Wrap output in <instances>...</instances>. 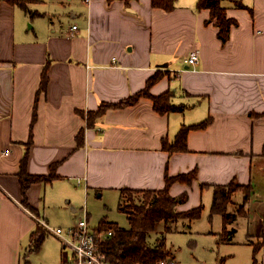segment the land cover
Returning <instances> with one entry per match:
<instances>
[{
    "label": "crops",
    "instance_id": "1",
    "mask_svg": "<svg viewBox=\"0 0 264 264\" xmlns=\"http://www.w3.org/2000/svg\"><path fill=\"white\" fill-rule=\"evenodd\" d=\"M235 1H222L238 21L223 42L198 0H176L170 11L151 0H37L28 3L30 11L0 0V264H64L67 254L55 234L28 251L40 222L82 209L85 196L115 195L119 206L123 188L160 190L166 174L194 170L193 180L170 185L172 196L187 194L177 210L212 211L215 185H251V193L232 195L228 213L235 219L226 227L233 234L224 242L254 250L252 240L264 234V196L256 191L264 182L256 181L264 172V0H239L246 7ZM194 51L199 61L192 66L186 58ZM156 72L161 77L150 93L170 91L184 110L160 113L144 96L88 123L89 112L141 91ZM208 117L206 127L189 131L187 150L163 148L182 125ZM27 150L28 173L55 176L32 183L25 205L19 170ZM236 193H243L237 203L244 215L231 208ZM212 213L224 228L223 216ZM242 219L247 236L239 242ZM258 259L264 264V244Z\"/></svg>",
    "mask_w": 264,
    "mask_h": 264
},
{
    "label": "trees",
    "instance_id": "2",
    "mask_svg": "<svg viewBox=\"0 0 264 264\" xmlns=\"http://www.w3.org/2000/svg\"><path fill=\"white\" fill-rule=\"evenodd\" d=\"M8 2L18 5L27 11L28 3L37 0H7ZM112 1V0H109ZM152 6L156 8H162L164 10H173L176 6V0H151ZM223 0H198V8H205L210 10V19L215 20L216 25L219 28L218 36L223 42H227L230 38L232 26L238 25L236 19L230 18L227 15L226 7L222 4ZM235 4L239 7H246L244 3L239 0L235 1ZM31 14H35L34 12ZM161 77V72H156L152 75L146 83V86L141 91L120 100L119 102L102 103L97 111H91L87 114L88 123H91L93 119L102 115L106 109L112 107H123L126 105L136 103L141 97L147 96L152 98L154 108L160 113H166L170 111H182L185 108V104L174 103L171 99L172 93L165 91L157 96L150 93V87ZM48 83L47 67L43 73L41 89L46 90ZM211 121V117L203 120L200 123L192 125H182L181 129L176 135L173 143L163 140V148L169 152L185 151L188 149V133L194 128H204ZM84 138V129L78 134V141L81 142ZM28 150L25 152L22 158L19 170V178L21 181L22 192L24 195V204L28 205L26 199V191L30 185L34 182L49 181L55 174L52 173L46 175H33L27 171ZM53 168V166H52ZM196 177V171H192L186 174H180L177 176H170L166 174V186L160 190H139L131 188H123V194L126 192L144 193L145 204L132 205L130 209L124 205L123 201H120L119 208L128 215L129 227H122L116 223L107 222L106 219L101 220L98 230L113 229L114 234L100 242V249L105 254L110 264H154L157 260L166 258L169 254L165 248L164 237L158 240L155 246H152L148 242V237L155 229L156 223L159 221H165L167 223V229L169 226L178 222L179 219L187 218L193 220L199 218L202 215L203 206L191 208L187 211H178L177 205L186 200L187 194L184 193L180 196H172L169 189L170 185L174 181H191ZM235 188L230 190V187ZM251 185H241L234 181L226 185H215L214 199L212 204V211L214 213H220L224 219V228L219 238L220 241L230 240L233 230L229 231L226 224L235 219V215L228 213V205L232 201L233 193L238 189H246L251 191ZM247 199V198H246ZM47 236V230L38 225L36 230L31 234V241L28 247V251L38 250L43 244ZM260 240V242L258 241ZM264 244V234H258L255 240H252L253 261L251 264H260L258 259V253ZM30 264V262H26Z\"/></svg>",
    "mask_w": 264,
    "mask_h": 264
},
{
    "label": "rangeland",
    "instance_id": "3",
    "mask_svg": "<svg viewBox=\"0 0 264 264\" xmlns=\"http://www.w3.org/2000/svg\"><path fill=\"white\" fill-rule=\"evenodd\" d=\"M35 2V1H33ZM87 117V115H86ZM257 183L264 181V172L256 175ZM261 187V186H260ZM235 188L230 187V190ZM261 190V191H260ZM259 195L264 196V182L261 189L256 190ZM251 193V192H250ZM243 194V193H242ZM241 193L234 195V201L237 203L243 198ZM249 195V194H248ZM144 193L126 192L123 194L124 205H143L145 204ZM79 206L83 207L78 211H71L68 215L57 213L52 218V225L62 228H69L79 221L80 218L85 216V211L88 212V225L92 230L105 232V230H98L101 220L106 219L107 222L116 223L122 227H129L128 215L126 212L121 211L118 206V198L112 195L107 200L105 197L91 196L83 197L78 201ZM233 207L238 210V213L244 215V205L233 204ZM264 212V210L262 211ZM261 212V214H262ZM258 215V213L256 214ZM257 217V216H256ZM45 223V222H44ZM40 222V227L47 229L45 224ZM165 221L156 223L155 229L148 237L150 245L155 246L158 240L164 237L165 248L170 253L174 254L175 260L179 264H248L250 251L253 247L241 243H227L220 241L223 221L220 215L213 214L207 207L201 217L193 220L191 223L187 222L184 218L179 219L178 222L169 226L167 229ZM47 234L54 235L47 230ZM247 236V227L245 219H242L238 225L237 232L234 236L235 241H245ZM107 238V237H106ZM105 238V239H106ZM260 242V240H258ZM69 252V250H66ZM236 253V254H235ZM71 256V252H70Z\"/></svg>",
    "mask_w": 264,
    "mask_h": 264
},
{
    "label": "built area",
    "instance_id": "4",
    "mask_svg": "<svg viewBox=\"0 0 264 264\" xmlns=\"http://www.w3.org/2000/svg\"><path fill=\"white\" fill-rule=\"evenodd\" d=\"M92 0H83L85 3H90ZM77 26L74 25L73 29ZM199 61L198 52H192L186 62L189 65L195 66ZM4 154L9 153V150H4ZM44 223V221H42ZM46 230L58 236L66 251V260L64 264H110L104 253L100 249V242L106 237L114 234L113 229L105 232L92 230L88 225V212L85 211V216L79 219L76 225L67 229L62 227H52L47 222L44 223ZM71 252V256H70ZM154 264H178L173 256L168 255L164 259L157 260Z\"/></svg>",
    "mask_w": 264,
    "mask_h": 264
}]
</instances>
